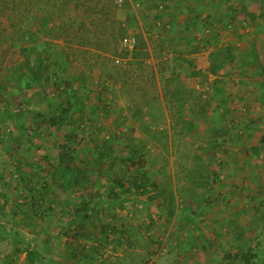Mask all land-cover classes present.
I'll use <instances>...</instances> for the list:
<instances>
[{"label":"rangeland","instance_id":"1","mask_svg":"<svg viewBox=\"0 0 264 264\" xmlns=\"http://www.w3.org/2000/svg\"><path fill=\"white\" fill-rule=\"evenodd\" d=\"M0 264H264V0L4 7Z\"/></svg>","mask_w":264,"mask_h":264},{"label":"trees","instance_id":"2","mask_svg":"<svg viewBox=\"0 0 264 264\" xmlns=\"http://www.w3.org/2000/svg\"><path fill=\"white\" fill-rule=\"evenodd\" d=\"M17 1L20 2V0H0V5L2 6V7H0V12H3L4 7H9L11 4L18 5ZM33 18H34L35 23L39 20V18L36 16Z\"/></svg>","mask_w":264,"mask_h":264},{"label":"built area","instance_id":"3","mask_svg":"<svg viewBox=\"0 0 264 264\" xmlns=\"http://www.w3.org/2000/svg\"><path fill=\"white\" fill-rule=\"evenodd\" d=\"M124 42H125L126 45L129 44L131 46H134L135 43H136V41L134 39H128V38H125Z\"/></svg>","mask_w":264,"mask_h":264}]
</instances>
